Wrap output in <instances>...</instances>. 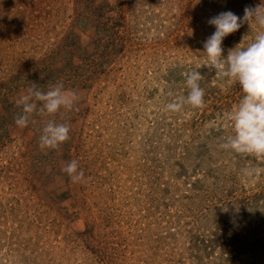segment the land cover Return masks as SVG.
<instances>
[{
  "label": "rangeland",
  "instance_id": "1",
  "mask_svg": "<svg viewBox=\"0 0 264 264\" xmlns=\"http://www.w3.org/2000/svg\"><path fill=\"white\" fill-rule=\"evenodd\" d=\"M262 2L0 0V264H264V158L220 149L243 92L204 53L211 18ZM258 30L226 36L223 55ZM192 70L205 107L165 111ZM57 82L79 111L42 149L49 117L18 127L16 100ZM73 159L85 183L62 171Z\"/></svg>",
  "mask_w": 264,
  "mask_h": 264
},
{
  "label": "clouds",
  "instance_id": "2",
  "mask_svg": "<svg viewBox=\"0 0 264 264\" xmlns=\"http://www.w3.org/2000/svg\"><path fill=\"white\" fill-rule=\"evenodd\" d=\"M208 23L216 29L204 43L210 66L219 72L221 78L239 84L243 92L240 102L226 116L233 134L225 136L219 147L243 156L264 158V2L255 7L246 6L242 18L227 11L211 18ZM245 23H254L259 29L254 39L246 46L242 42L237 44L228 49L226 56L223 55L224 38ZM184 75L186 94L175 95L165 105V111L179 113L185 106L193 109L205 107L206 90L201 85L204 76L197 70ZM79 101L78 93L66 89L63 82L50 85L47 91L34 83L16 100L21 111L15 117V124L25 128L34 122L36 116L49 117L40 130L39 144L42 149L56 150L70 139V125L58 122L55 117L61 110L79 111ZM62 171L73 183L86 182L84 171L75 159L67 162ZM260 172L256 167L241 169V174L249 178Z\"/></svg>",
  "mask_w": 264,
  "mask_h": 264
}]
</instances>
